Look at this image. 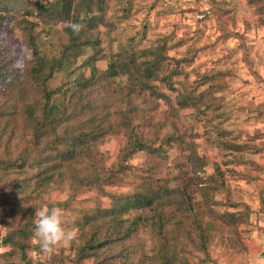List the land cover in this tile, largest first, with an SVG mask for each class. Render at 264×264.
<instances>
[{"label":"rangeland","instance_id":"1","mask_svg":"<svg viewBox=\"0 0 264 264\" xmlns=\"http://www.w3.org/2000/svg\"><path fill=\"white\" fill-rule=\"evenodd\" d=\"M3 1L9 5L0 7V14L10 18L2 23L0 56L14 59L18 84L25 91L24 97L12 95L11 106L0 116V150L5 156L17 159L23 151L21 132L27 126L23 105L43 96V88L27 75L34 59L32 46L47 60L59 57L68 40L65 21L82 24L80 41L97 42L105 61L131 50L162 57L159 79L168 73L170 80L151 83L154 97L148 91L129 98L140 108L127 116L134 133L140 139L156 138L154 146L161 148L157 155L144 150L130 154L121 186H105L102 192L95 181L86 182L95 162H101L106 174L117 164L125 145L121 136L107 138L91 152L74 150L76 171L85 179L84 186L74 189L62 181L64 167L49 185L39 187L29 178L22 191H14L13 184L24 182L23 176L33 177L34 167L26 165L24 174L0 171V264L108 263L109 256L114 259L123 251V264H253L264 258V0ZM65 2L66 14L61 15L57 8ZM84 2L89 6L86 14ZM36 3L49 7L51 14H39L33 9ZM95 51L73 60L74 74L68 79L65 71H54L47 91L62 89L78 73L87 75L89 69H82L81 61ZM95 65L101 70L105 66ZM115 82L125 84L126 76ZM184 90L205 105L180 110L176 101ZM66 99L61 96L57 101ZM25 162L35 161L29 157ZM150 173L151 187L163 200L150 210L129 214L114 210L125 196L146 191V186H139L141 181L134 183L135 175ZM47 174L55 178L52 172ZM23 195L34 197L37 209L62 205L63 226L76 233L70 245L44 253L32 239L36 217L31 208L17 206L16 214H4L2 207ZM20 229L27 231L26 238L17 234ZM128 229L130 235L122 236ZM94 232L100 239L107 235L119 239L118 243L76 262L75 248ZM10 236L21 247L2 242Z\"/></svg>","mask_w":264,"mask_h":264},{"label":"trees","instance_id":"2","mask_svg":"<svg viewBox=\"0 0 264 264\" xmlns=\"http://www.w3.org/2000/svg\"><path fill=\"white\" fill-rule=\"evenodd\" d=\"M66 4L65 2L57 8L60 10L59 13L61 15L66 14ZM8 5L9 3L0 0L1 8H7ZM81 6L85 9L84 14H86V11L89 10L88 4L84 2ZM33 9L38 10L39 14L43 12L51 14L49 7L43 8L37 3L33 4ZM57 9H54V11L56 12ZM24 14L26 15V13ZM9 18L6 13L0 14V36L3 30L2 23ZM75 18H77V15ZM24 29L28 30L29 27L26 25ZM65 33L68 38L67 44L64 45L61 55L57 58L47 60L44 56L36 54L35 46H32L34 59L31 60L27 75L31 81L35 82L37 88H43V96L36 99V101L23 105L25 116H27V126L23 127L21 132L23 151L21 150L22 152L17 159H12L10 156H5L0 150V153L4 156H0V171L9 174L11 171L17 170L19 174H24L26 172L25 166L27 165L28 167H34L36 172L33 177L23 176L24 182L20 181L13 184L15 185L13 186L14 191H22L23 188H26L24 183L30 181L29 178L34 179V182H37L39 187L49 185L56 180L57 173L62 167L66 171L62 181L67 180L72 189L81 186L85 179L79 177L76 171L74 150L84 148L89 149L91 152L93 147L102 144L107 138L121 136L125 139V145L117 157V164L109 167V174H106L104 169L101 168V162H95L93 169L88 173L86 182L95 181V186L102 192L105 191V186H121L123 178L127 177L129 171V167L125 165V162L130 154L139 150H144L150 155L160 153L161 144H158L157 147L154 146L156 138L152 140H146L145 137L138 138L131 127V120H128V117L130 118L132 113L139 112L138 110L140 109L129 100L130 97H135L137 92L147 93L148 91H150L151 97H154L156 92L153 91V84L151 83L170 80L168 73L163 75V79H159L164 64L163 58L155 56L153 59L147 52L133 53V50H131V53L125 52L119 57L105 61V56L96 49L97 42L80 41V37L74 34L70 28ZM0 51H2L1 47ZM88 51H95V53H89L87 60L83 59L81 61V68L89 69L87 75H84L83 72L78 73L74 78L75 80L66 82L67 85L62 89L47 91L46 82L54 71H65V78L68 79L74 74L73 69H75V66L73 60L87 55ZM13 60H3V57L0 56V116L5 111L4 108L11 106L10 99L12 95L19 93L21 94L20 96H25V91L21 90L17 81L20 72L13 67ZM96 63L104 64V69H99L95 65ZM44 69H47V71L43 73ZM118 76H126V83H116L115 78ZM205 78L204 82L208 83L210 77L207 76ZM61 96L66 97L67 101L58 102L57 98ZM159 98L158 96L155 97V99ZM176 104L182 110L202 107L205 102L195 98L193 92L188 93L184 90L177 97ZM13 115L11 114L10 118ZM10 118L4 122V126L7 127L11 124ZM169 140L171 141L172 139L169 137ZM29 157L34 159V164H26L25 160H29ZM48 171L55 174V178L52 175H48ZM103 171L104 175L100 177ZM112 171L116 174L115 177H112ZM135 178L137 180L134 183L141 181L139 186H146V191L138 193V195L131 198L125 196L124 202L114 209H119L118 212L121 214H129L135 210H150L160 200H163L156 194V190L151 187V183L154 182L151 173L148 175H135ZM32 192L38 195L42 193L41 190H32ZM24 196L14 197L13 199L15 200L13 202L15 203L4 205L2 207L4 214H16L17 206L19 208H31L35 214L37 209L33 200L35 198ZM56 206L61 207L62 205L57 204ZM47 207L51 208L52 204ZM6 208L8 209L7 211H5ZM138 218L140 217L138 216L135 219L138 220ZM89 223V219L86 218L84 225L87 226ZM132 224L134 225L135 221ZM130 233L131 231L128 229L122 233V236H129ZM17 234L24 238L27 237L25 229H20ZM91 237V239L86 241L82 240L81 244L75 248L74 258L77 259L76 262L81 263L84 260L96 257L102 251H108L109 247L114 243H118L119 240L109 235L100 239L96 232ZM2 242L5 244L12 243L21 247L20 243H16L12 236L7 237ZM122 253H125V251ZM122 253L115 256L114 259L109 256L110 261L108 263L99 262L98 264H123L122 259L126 260V255ZM165 264L170 263L166 262Z\"/></svg>","mask_w":264,"mask_h":264},{"label":"clouds","instance_id":"3","mask_svg":"<svg viewBox=\"0 0 264 264\" xmlns=\"http://www.w3.org/2000/svg\"><path fill=\"white\" fill-rule=\"evenodd\" d=\"M65 27L74 34H79L83 25L72 21H65ZM63 209L45 206L35 210V228L32 239L44 253H51L58 247H66L75 239L74 230L66 229L62 223ZM2 251V250H0ZM253 264H264V258H257Z\"/></svg>","mask_w":264,"mask_h":264}]
</instances>
